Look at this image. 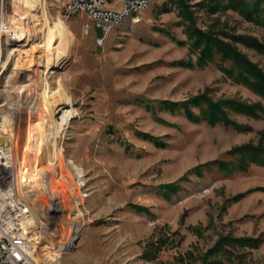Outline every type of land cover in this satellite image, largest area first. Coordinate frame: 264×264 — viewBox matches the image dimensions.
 Wrapping results in <instances>:
<instances>
[{"label":"rangeland","instance_id":"1","mask_svg":"<svg viewBox=\"0 0 264 264\" xmlns=\"http://www.w3.org/2000/svg\"><path fill=\"white\" fill-rule=\"evenodd\" d=\"M44 1L49 18L61 16L78 43L70 60L44 74L59 109L39 139L42 158L57 180L68 173L67 188L59 187L69 217L82 223L61 263L264 264V161L232 152L264 148V97L228 75L221 65L233 62L220 54L198 63L190 33L197 28L230 43L264 73V52L248 42L264 45V26L227 0H151L139 21L129 15L105 34L83 12L65 13L62 0ZM107 6L118 9L120 0ZM4 38L3 58L13 46ZM2 73L0 87L23 78L12 60ZM230 99L256 106L252 115L222 106L240 128L198 119L207 101ZM5 102L2 95V113ZM241 159L244 170L236 168ZM73 164L83 171L82 187Z\"/></svg>","mask_w":264,"mask_h":264},{"label":"bare ground","instance_id":"2","mask_svg":"<svg viewBox=\"0 0 264 264\" xmlns=\"http://www.w3.org/2000/svg\"><path fill=\"white\" fill-rule=\"evenodd\" d=\"M150 2L151 0H145V9ZM7 3L11 5L12 17L2 23L6 29L2 25L0 34L6 30L10 32L5 38L13 46H9L11 49L3 58L0 39V76L8 61L12 60L13 72H22L23 78L16 86L13 85L9 96L11 101H8L11 110L0 119V145L9 144L8 141L12 144L10 149L13 152L10 155L15 160L12 162L10 179L16 193L21 196V201L30 208L31 213L24 218L29 220L28 235L33 239L36 251L34 256L40 260H53L54 264H62L60 259L63 251L79 234L82 223L71 218L72 216L69 217L72 209L68 195L59 187L62 185L67 188L68 173L62 174V180L54 177L52 168L43 161L44 146H39V139L42 135L46 136L47 130L51 129L48 115L59 109V103L46 84L44 74L54 73L73 57L74 48L78 45L77 37L61 16L49 18L44 0H7ZM39 9L42 11V19ZM135 13L137 6L124 8L115 27L129 15L132 22L139 21L133 20ZM54 133H57V129L51 133L57 137ZM73 165L80 179V186L84 174L81 167ZM75 212L81 213V209L77 206ZM65 224L68 225V230L61 232ZM56 230L66 240L61 236L59 239Z\"/></svg>","mask_w":264,"mask_h":264},{"label":"built area","instance_id":"3","mask_svg":"<svg viewBox=\"0 0 264 264\" xmlns=\"http://www.w3.org/2000/svg\"><path fill=\"white\" fill-rule=\"evenodd\" d=\"M109 0H72L61 1L62 9L65 13L83 12L94 23L96 27L103 29L108 33L118 21L124 8L128 6H137V13L133 20H139L140 14L145 10V0H120V7L114 9L107 6ZM12 17V8L7 0H0V27L8 18ZM10 32L7 30L1 32L0 39L7 37ZM15 71V69H14ZM11 87L6 84L1 87L0 98L4 95L6 105L9 108L8 101H11ZM6 111V112H7ZM5 112V113H6ZM0 111V119L5 115ZM58 139V138H57ZM9 144L0 145V264H54L53 260H40L34 255L33 239L30 237V225H27L28 219L25 216L30 214L29 205L21 201V196L16 193L13 181L10 179V170L14 162L12 154L13 149L11 141ZM23 218V219H22Z\"/></svg>","mask_w":264,"mask_h":264},{"label":"trees","instance_id":"4","mask_svg":"<svg viewBox=\"0 0 264 264\" xmlns=\"http://www.w3.org/2000/svg\"><path fill=\"white\" fill-rule=\"evenodd\" d=\"M227 4L234 8L240 10L243 16L252 20L253 22L264 26V0H255L254 3H249L247 0H227ZM182 11H187V6L184 4ZM191 35L194 36L192 41V46L200 48V55L198 57V63L207 62L213 60L215 54H220L222 60L229 59L233 62L231 68H227L223 65L222 68L230 76H234V78L238 81H241L249 87H251L255 92L261 94L264 97V73L249 61L244 55L239 53V51L235 50V47H232L230 43L223 42L213 36L211 33H207L205 31L199 30L197 28H193L190 31ZM240 39H242L240 37ZM248 39V38H247ZM250 44H253L255 49L264 52V45L259 43L257 40L253 38H249L248 41ZM180 65L192 66L190 63L182 62ZM204 100V97H199ZM199 98H195L194 101L199 100ZM208 107L206 109H202L201 115L198 119L205 118L210 123H215L217 121H222L225 124L234 123V121L230 120L227 117L226 112L224 111L222 106H229L235 108V110L254 114L253 110L255 109V105H248L247 103L237 102L234 99L222 101L224 103H216L213 101H207ZM167 106L174 109L180 106L177 103L165 102ZM181 105H185L187 115L191 116V112L187 107V103H183ZM195 118V117H194ZM197 119V118H195ZM235 124V123H234ZM237 128H240V125L235 124ZM232 152H241L244 158L249 159L250 161L261 162L264 161V148L260 146L254 145H243L240 147H235L232 149ZM218 163L220 168L227 169V163L223 161H214ZM264 163V162H263ZM248 166V162L244 159L240 160L239 165L236 167L239 170H244ZM264 188V187H263ZM249 239V238H246ZM255 240V239H253Z\"/></svg>","mask_w":264,"mask_h":264},{"label":"crops","instance_id":"5","mask_svg":"<svg viewBox=\"0 0 264 264\" xmlns=\"http://www.w3.org/2000/svg\"><path fill=\"white\" fill-rule=\"evenodd\" d=\"M132 21V20H131ZM95 26V25H94ZM96 27V26H95Z\"/></svg>","mask_w":264,"mask_h":264}]
</instances>
